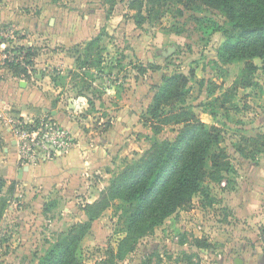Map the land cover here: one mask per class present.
I'll return each mask as SVG.
<instances>
[{
  "label": "rangeland",
  "instance_id": "rangeland-1",
  "mask_svg": "<svg viewBox=\"0 0 264 264\" xmlns=\"http://www.w3.org/2000/svg\"><path fill=\"white\" fill-rule=\"evenodd\" d=\"M218 26L229 28L220 11L176 0H0V264H38L59 232L88 219L86 204L127 161L174 138L179 126L148 111L162 77L175 73L188 78L182 106L221 130L229 171L221 183H203L208 197L197 194L122 246L127 204L111 201L91 222L77 260L264 264V152L236 150L242 136L264 137V59H253L251 85H236L244 61L219 60ZM131 123L139 127L127 130ZM119 132L128 134L122 151L106 144ZM139 143L141 152L132 151ZM77 150L95 157L83 164L73 158ZM63 157L74 169L46 174L45 163ZM13 167L22 177L7 172Z\"/></svg>",
  "mask_w": 264,
  "mask_h": 264
},
{
  "label": "trees",
  "instance_id": "trees-1",
  "mask_svg": "<svg viewBox=\"0 0 264 264\" xmlns=\"http://www.w3.org/2000/svg\"><path fill=\"white\" fill-rule=\"evenodd\" d=\"M176 1L192 9L206 6L226 17L229 28H217L224 36L218 48L219 60L224 64L244 61L242 73L246 75L235 84L240 87L251 85L252 76L258 68L253 59H264V0ZM97 40H91L85 50L89 51V46ZM28 54L34 55L31 51ZM150 68L159 69L158 66ZM145 71L146 67L139 68V73L144 74ZM188 93L185 74L162 77L148 113L151 119L158 122H172L179 126L176 135L172 139L154 141L137 158L127 161L101 191L98 199L86 204L84 209L88 219L71 225L65 232H59L38 264H79L76 252L80 242L91 222L111 201L121 200L127 204L123 219L127 235L121 241L122 246L188 206L197 194L208 197L209 190L203 186L206 180L216 183L224 180L230 162L224 147L220 146L221 130L216 126L207 128L191 110L182 106ZM164 107L169 108L166 114H163ZM159 129L154 126L153 131L158 133ZM242 140L236 150L243 156L254 157L264 152V137L261 135L242 136ZM194 242L197 247L204 243L200 238H195Z\"/></svg>",
  "mask_w": 264,
  "mask_h": 264
},
{
  "label": "crops",
  "instance_id": "crops-1",
  "mask_svg": "<svg viewBox=\"0 0 264 264\" xmlns=\"http://www.w3.org/2000/svg\"><path fill=\"white\" fill-rule=\"evenodd\" d=\"M17 83L19 85V88H21V89H26L27 86H29V83L24 82V80H18ZM118 107H121V106H118ZM21 110L24 111V110H35V109H27V108L24 109V107H22ZM119 118H121V117H119ZM121 119H123L122 120L123 123H124V121H126L125 120L126 118H123V116H122ZM132 121H134V120H132ZM131 124L132 125H129V127L126 124L124 126H126L127 130H129L130 128L135 130V129H137L139 127V123H131ZM127 130H126V132H127ZM126 132L117 133V135H115L116 139L114 141H112V142H110L108 140L107 141L108 143H106L107 147L112 148L113 146H115V147L119 148L120 151H122L124 149L123 142L125 143L126 140L128 139V137H127L128 134ZM128 141H130V140H128ZM141 146H142L141 143H139L137 145L134 144V146L132 148V151H135L136 153L141 152V150H140ZM4 150L6 151V149H4ZM117 155H116V157H118ZM94 157H95V154H94V152L92 150H87V151H82V152L77 150V152L75 154H73V158L75 160L76 159L80 160L83 164L86 161H91L92 159H94ZM78 158H80V159H78ZM84 159H87V160L83 162ZM44 167H45L44 169H45L46 174H50L51 170H53V168L55 170L63 169L64 171H67L68 173H70V171L74 169L70 159L66 158V157L54 160L53 162H51V161L50 162H46ZM7 172L10 175H14V174L18 173V172L15 171L14 167L13 168H8ZM22 175H23V172L21 174V177H22ZM0 176H1V174H0ZM0 179H1V177H0ZM195 247H197V246H195Z\"/></svg>",
  "mask_w": 264,
  "mask_h": 264
},
{
  "label": "water",
  "instance_id": "water-1",
  "mask_svg": "<svg viewBox=\"0 0 264 264\" xmlns=\"http://www.w3.org/2000/svg\"><path fill=\"white\" fill-rule=\"evenodd\" d=\"M18 172H19V176H21V174H22V172H23V169H19ZM236 263H237V264H242V263L239 261V259L236 260Z\"/></svg>",
  "mask_w": 264,
  "mask_h": 264
}]
</instances>
